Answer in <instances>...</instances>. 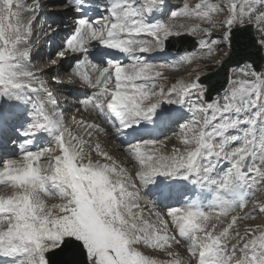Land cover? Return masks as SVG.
I'll list each match as a JSON object with an SVG mask.
<instances>
[{
  "label": "snow or ice",
  "instance_id": "1",
  "mask_svg": "<svg viewBox=\"0 0 264 264\" xmlns=\"http://www.w3.org/2000/svg\"><path fill=\"white\" fill-rule=\"evenodd\" d=\"M41 7L0 0V264H264V220L249 223L264 217V65L247 50L264 52V0H72L55 57L37 71L28 41ZM192 16L206 26L174 23ZM249 29L258 38L238 48ZM60 31L49 25L48 35ZM188 36L200 52L224 50L213 62L228 71L227 87L215 97L198 66L168 84L164 70L196 51L155 59ZM77 84L82 104L128 137L132 171L98 142L85 152L72 131L105 127L65 123L55 89ZM173 125L170 150L136 135Z\"/></svg>",
  "mask_w": 264,
  "mask_h": 264
},
{
  "label": "rangeland",
  "instance_id": "2",
  "mask_svg": "<svg viewBox=\"0 0 264 264\" xmlns=\"http://www.w3.org/2000/svg\"><path fill=\"white\" fill-rule=\"evenodd\" d=\"M56 1H54V2H56ZM173 1L176 3L175 5H180L181 2H182V0H173ZM54 2H53V4H54ZM196 2H199V0H188V3L190 4L191 7H193L196 4ZM213 2H215V0H213ZM60 5H62V4L60 3ZM174 23L177 26H179L180 24H184V25H186L189 28H191V26L196 25V24H200L202 26H206V25L203 24L202 21L197 19L195 16L188 17V18H182L180 20L174 21ZM215 32L218 33L219 29L215 30ZM34 36L35 35L33 33L32 40L35 41L36 37H34ZM213 38H215V35L213 36ZM61 42H62V40L58 44H56V46H54L52 49L49 50V51H51L52 58L55 57V50H56L57 46L61 44ZM223 53H224L223 49L219 50L218 52H214L211 55H209L207 53L200 52V54L197 55V58L195 60L189 61V62H185V63H180L174 68H170V69L164 70V74L166 76H168V78H169L168 79V84L170 85L172 82H174L176 79H178L181 74H187V73L193 71L197 66L199 67V70L201 72H204V73H208V72L214 71L219 66L217 64H215L213 61L214 60L215 61L220 60L221 57L223 56ZM46 59H49V55H47V56L44 55V60H46ZM175 59L172 58L169 61H174ZM47 63L48 62H46V65H47ZM67 66L68 65H64V68L62 70L65 73L68 71V67ZM44 67H45V65H43V68ZM44 78H46V77H44ZM68 89L71 90V91L74 90L73 88H71V89L68 88ZM66 94L69 97V99L72 101V104H70V105H72L71 108L74 109L72 111V114H73L72 117H75L77 120H80V119L83 118L82 116H85V117L87 116L83 120L87 121V122H94V123L97 122V119H100L99 117H97V114H95L93 112V110H92L90 105L82 106L83 105L82 101H83V99L85 97V94H86L85 92L81 93L80 95H76L75 93L72 92L70 94L71 97L69 96V93H65V95ZM60 97H62V96H60ZM82 113H84V114H82ZM71 121H72V118L70 119L69 123L68 122H66V123L67 124H71ZM99 125H101V123ZM72 131L75 132L77 135L83 137V139L85 141V143L83 145L87 149H90L92 147L94 140H102L103 143L107 145L106 147H104V150H106L108 152H111V151H115L116 152L115 158L117 160L121 161V163L119 164L120 166L125 167L128 171H132L133 170V167H134L135 163H133V161L124 159L122 151L117 148L115 143L113 145V142H111L112 139H110V137L108 136V133H107V135L102 134V133L101 134H97V132L95 130L89 129L88 131H92V136L89 137L87 135V131H85L84 128L79 127L77 125H72ZM175 137H176V130H171L167 134L162 135L161 137H159L158 139H155V140L165 141L167 143L168 150H170L172 145L176 143ZM169 138H171L170 142H169ZM96 158H97L96 156L93 157V159H96ZM101 160L104 161L103 158H101ZM47 163H48L47 160L43 161L44 165H47ZM261 197H264V192L257 194V197H256L257 203H264V199H261ZM141 205L144 208L145 218H149V216H148V213H149L148 207L144 204L143 201H141ZM247 207L248 208L252 207V198H249V203H248ZM161 210L165 211L166 208L164 206H162ZM262 220H264V217H260V216L257 215L254 219H250L249 223H251V224L260 223ZM241 231H243V230L241 229ZM144 251L146 252V254H150V255L156 256V257H158L160 259H166V257L163 255V253H161L159 251L152 250V249H144ZM173 251H176V249L174 248ZM181 255H182V257H183V259L185 261L188 260L187 255H185L183 251H182Z\"/></svg>",
  "mask_w": 264,
  "mask_h": 264
},
{
  "label": "bare ground",
  "instance_id": "3",
  "mask_svg": "<svg viewBox=\"0 0 264 264\" xmlns=\"http://www.w3.org/2000/svg\"><path fill=\"white\" fill-rule=\"evenodd\" d=\"M29 1H32V0H28V4L29 5H32V3L33 2H31V3H29ZM54 1H56V0H50V6L49 7H46V9L44 10V12L43 13H47L46 15H50V16H52V19H53V21H56L58 24H59V26H60V28H61V31L59 32V33H61L63 30H64V28H65V25H70V23H71V21H72V9L68 6V4H62V5H60V3H57L55 6H52V4H53V2ZM169 2H171L170 4H175L174 3V1H169ZM212 2H213V0H212ZM197 3V2H196ZM195 6V5H194ZM193 6V7H194ZM192 27V26H191ZM35 31H36V29H35ZM64 32V31H63ZM35 35V34H34ZM37 35L38 34H36L34 37H36V40L38 39V37H37ZM63 35H64V33H63ZM63 35L58 39V41L60 42L61 40H62V37H63ZM35 40V41H36ZM34 41V40H33ZM54 46H56V44L54 45ZM56 48V47H55ZM196 51V54L198 55V54H200V51H199V49H197V50H195ZM51 53V51H48V52H44V54H43V59L40 61V62H38L36 65H31V67H32V69L33 70H37L38 71V69H37V66L38 65H40V64H42V63H46V62H48L47 60H49V59H46V60H44V55L45 56H47V55H49ZM184 53V52H183ZM183 53H180V54H175V56H177V61L179 60V57L183 54ZM54 58V57H53ZM161 59H164V58H161ZM73 63V61H71L70 59H68V60H65L64 61V65H70V64H72ZM185 63V62H184ZM46 66V65H45ZM40 70V69H39ZM47 78V77H46ZM180 78H184V79H187L188 78V73L187 74H181L180 76H179V78L178 79H180ZM74 90H72V91H69V96L71 97V93L73 92V93H75L76 95H80L81 93H83V92H81V91H79L78 90V88H79V85L77 84L75 87H72ZM63 98V97H62ZM64 101V100H63ZM62 101V102H63ZM68 102V101H67ZM82 106H86V105H82ZM64 107H66V106H64ZM72 107V105H70L69 107H68V110H67V112H68V116L66 117V118H68V120H70L71 118H72V111L74 110L73 108H71ZM165 107H167V105H165ZM66 109V108H65ZM82 114H84V113H82ZM88 114V113H87ZM98 116V115H97ZM83 118L82 119H85L86 117L85 116H82ZM65 119V118H64ZM96 120V119H95ZM66 123V122H65ZM67 124V123H66ZM171 128H172V126H171ZM73 134L74 135H77L75 132H73ZM77 136H79V135H77ZM112 139H113V136H110ZM126 141L127 140H122V141H115L114 142V140H112L111 142H114L115 144H116V146H117V148L118 149H120L121 151H122V154H123V156H124V159H126V160H130L129 159V156H128V154H127V152H126V148H127V143H126ZM100 143V145H101V148L102 149H104V147H106L107 145L106 144H104L103 143V141L102 140H94L93 141V145H92V147L90 148V149H87L84 145H83V148H84V150H85V152H88V151H91L92 150V148H94V145H95V143ZM109 154L117 161V163L118 164H120L121 163V161H119V160H117L116 158H115V154H116V152L115 151H111V152H109ZM92 157H95V152L93 151L92 152ZM102 162H106V161H102ZM135 161H133V163H134ZM6 191H8V189L7 188H5V187H2V188H0V192H6ZM203 197V199H201V202L202 203H204V204H206V203H208L210 200H211V193L209 194V192H207V191H205V192H202V193H200L199 194V198H202ZM164 204H168V205H171V201L168 203V202H165ZM164 204H163V206H164ZM176 251H179L180 253H182V251H183V249H176Z\"/></svg>",
  "mask_w": 264,
  "mask_h": 264
},
{
  "label": "water",
  "instance_id": "4",
  "mask_svg": "<svg viewBox=\"0 0 264 264\" xmlns=\"http://www.w3.org/2000/svg\"><path fill=\"white\" fill-rule=\"evenodd\" d=\"M255 39L253 30L249 29L248 32L240 35L238 37L239 43L236 45L238 48L248 45L251 40ZM173 46L169 48V50H174L177 52H182L184 50H193L196 48L195 38L188 36L185 40H173ZM248 52L253 53V59L256 61L258 66L263 64V58L261 53L259 55H255L256 49L255 47H249ZM232 65H229L228 68H231ZM210 82L213 85L215 91L212 92V96L216 94V91L222 90L223 87L226 86L228 80V71L225 69L219 68L216 72L209 75ZM214 81V82H213Z\"/></svg>",
  "mask_w": 264,
  "mask_h": 264
}]
</instances>
